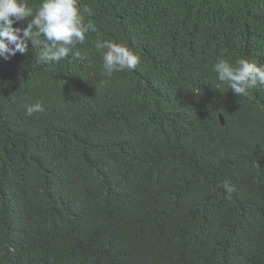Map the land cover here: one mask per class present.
<instances>
[{"label":"trees","instance_id":"obj_1","mask_svg":"<svg viewBox=\"0 0 264 264\" xmlns=\"http://www.w3.org/2000/svg\"><path fill=\"white\" fill-rule=\"evenodd\" d=\"M0 264H264V0H0Z\"/></svg>","mask_w":264,"mask_h":264},{"label":"water","instance_id":"obj_2","mask_svg":"<svg viewBox=\"0 0 264 264\" xmlns=\"http://www.w3.org/2000/svg\"><path fill=\"white\" fill-rule=\"evenodd\" d=\"M222 119H223V117H222ZM223 123H224V119H223Z\"/></svg>","mask_w":264,"mask_h":264}]
</instances>
